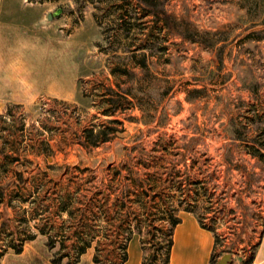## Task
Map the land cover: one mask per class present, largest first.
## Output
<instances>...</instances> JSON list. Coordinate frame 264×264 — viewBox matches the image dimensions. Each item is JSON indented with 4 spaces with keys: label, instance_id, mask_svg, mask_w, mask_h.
<instances>
[{
    "label": "rangeland",
    "instance_id": "1",
    "mask_svg": "<svg viewBox=\"0 0 264 264\" xmlns=\"http://www.w3.org/2000/svg\"><path fill=\"white\" fill-rule=\"evenodd\" d=\"M46 1L50 17L26 59L29 73L42 72L43 89L33 102L0 113V251L18 244L9 241L12 233L37 229L40 264H88L94 252L112 259L108 250L135 222L129 200L153 177L157 196L182 195L163 181L190 175L207 182L204 197L212 194L203 222L218 234L215 257L231 246L229 264H239L264 225V157L253 155L264 141L256 115L264 112V25L242 22L236 0H163L167 11L200 29L230 32L213 53L143 16L136 0ZM135 47L146 48L171 86L151 123L128 120L139 111L119 93L124 76L110 73L133 67ZM230 118L244 126L245 140L230 139ZM189 188L185 198L194 195ZM86 241L90 246L76 255ZM199 242L190 241L193 257ZM183 247L178 235L176 259ZM151 250L146 245V254Z\"/></svg>",
    "mask_w": 264,
    "mask_h": 264
},
{
    "label": "trees",
    "instance_id": "2",
    "mask_svg": "<svg viewBox=\"0 0 264 264\" xmlns=\"http://www.w3.org/2000/svg\"><path fill=\"white\" fill-rule=\"evenodd\" d=\"M138 9L142 10V15H150L153 21L161 24V28L167 30L169 33L178 36L184 41L192 43L198 47L206 48L210 52H220L221 47L229 40L230 32L226 29H200L197 25L185 16H179L173 12H169L164 8L163 0H136ZM239 8L244 9L242 22L250 21L254 24L264 25V0H236ZM119 21H122L119 19ZM126 24V32L131 29L130 24ZM122 26V24H117ZM123 27V26H122ZM227 28V27H226ZM250 34H247L249 36ZM127 37V36H126ZM261 37H256L260 40ZM120 49V48H119ZM118 49V50H119ZM115 51V50H114ZM113 51V53H115ZM120 51H123L120 49ZM121 53V52H120ZM126 53V52H123ZM130 63L133 67L128 66H114L110 69L112 75L124 76L125 86L120 88V95L122 97L134 100L135 108L139 111V117L130 116L128 120L140 121L142 123H151L156 120L157 105L166 97L170 91V84L167 74L155 71L149 61L148 52L145 47H135L130 51ZM134 67L137 68L134 69ZM252 92L257 91V87H249ZM193 91L187 90L186 92ZM107 113L106 115H111ZM257 117L263 121L260 126L258 135H264V112ZM116 120V119H115ZM243 125L241 122L234 118L229 119L230 139L232 140H245L243 136ZM104 130H102L103 132ZM101 133V132H100ZM259 142L255 156L264 157V145ZM171 144V143H170ZM251 153V152H250ZM152 178L153 183L148 189L142 190L136 196L129 200L132 204L136 205L137 210L134 214V224L127 227L122 233L121 239L115 240L111 246L110 252L112 259L105 256L100 258L97 252L92 256L94 264H123L127 258L126 246L132 235L139 236L140 246L143 252L142 264H168L170 261V251L173 245V232L175 226L181 222L179 215L180 211H186L192 214L201 228L211 232L213 236V247L209 257L208 264H217L218 257L224 253L231 252V246L227 249L221 250L217 258L214 255L216 246L218 245V234L213 228L203 222L204 219V204L210 201L212 194L204 197L207 193L205 182L202 178H191L190 175H175L165 179L163 183L166 184L169 191L176 188L179 193L177 197L167 196L161 197V191L156 190L157 181ZM137 184V183H136ZM164 185V184H163ZM194 187L192 190L194 195L192 197H184L186 187ZM127 186H124V188ZM128 189H126V192ZM164 192V191H163ZM153 193L154 196H149ZM157 193V194H156ZM149 196V197H148ZM122 200L121 207H125L127 200ZM120 207V208H121ZM122 210V208H121ZM162 222V228L153 227L156 220ZM123 220V218H122ZM132 223V222H131ZM130 224V223H129ZM128 224V225H129ZM133 225V226H132ZM153 227L152 230H149ZM146 228V232H144ZM154 231L160 232V237H156ZM18 244L9 245L15 253L20 252L22 242ZM146 245H150L152 250L146 254ZM258 242L252 243L249 254L241 258L239 264H251L254 259L255 249ZM90 246L89 241L82 242L77 246L76 255L83 254ZM4 254V250L0 251V259ZM231 254V253H230ZM0 264H2L0 262Z\"/></svg>",
    "mask_w": 264,
    "mask_h": 264
},
{
    "label": "crops",
    "instance_id": "3",
    "mask_svg": "<svg viewBox=\"0 0 264 264\" xmlns=\"http://www.w3.org/2000/svg\"><path fill=\"white\" fill-rule=\"evenodd\" d=\"M51 2L0 0V113L6 106L33 102L43 89L42 72L36 70L29 73L26 59L28 53L32 54L36 49L37 35L41 38L44 32V17L47 16V19L50 17L47 11L52 7ZM50 27L51 34L57 32L53 31L52 24ZM55 35L57 36V33ZM134 69L137 68L134 67ZM179 215L181 222L174 228L173 245L168 264H208L213 247L211 232L201 228L192 214L180 211ZM41 235L37 229L31 233L27 230L12 233L10 236L14 237L9 241L20 239L21 250L15 253L12 248L7 247L0 262L2 264H40L34 244L36 240L41 239ZM178 235L182 237L184 247L179 258L176 259L175 246ZM193 236L198 237L200 241L198 246H195L194 257L190 250V241ZM257 242L251 264H264V225ZM185 244H187L186 247ZM126 252L127 258L123 264H142L143 252L138 235H132L127 243ZM88 264L94 263L89 259Z\"/></svg>",
    "mask_w": 264,
    "mask_h": 264
},
{
    "label": "water",
    "instance_id": "4",
    "mask_svg": "<svg viewBox=\"0 0 264 264\" xmlns=\"http://www.w3.org/2000/svg\"><path fill=\"white\" fill-rule=\"evenodd\" d=\"M230 260H231V254L224 253L220 256L218 260V264H229Z\"/></svg>",
    "mask_w": 264,
    "mask_h": 264
},
{
    "label": "bare ground",
    "instance_id": "5",
    "mask_svg": "<svg viewBox=\"0 0 264 264\" xmlns=\"http://www.w3.org/2000/svg\"><path fill=\"white\" fill-rule=\"evenodd\" d=\"M183 241V240H182ZM203 245V244H202Z\"/></svg>",
    "mask_w": 264,
    "mask_h": 264
}]
</instances>
